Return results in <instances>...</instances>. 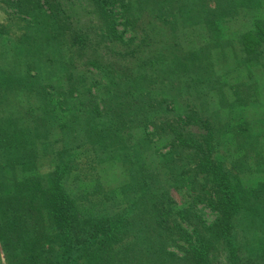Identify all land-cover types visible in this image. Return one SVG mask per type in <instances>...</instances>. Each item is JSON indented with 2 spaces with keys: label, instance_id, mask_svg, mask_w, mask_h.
<instances>
[{
  "label": "trees",
  "instance_id": "1",
  "mask_svg": "<svg viewBox=\"0 0 264 264\" xmlns=\"http://www.w3.org/2000/svg\"><path fill=\"white\" fill-rule=\"evenodd\" d=\"M0 3V264H264V0Z\"/></svg>",
  "mask_w": 264,
  "mask_h": 264
},
{
  "label": "rangeland",
  "instance_id": "2",
  "mask_svg": "<svg viewBox=\"0 0 264 264\" xmlns=\"http://www.w3.org/2000/svg\"><path fill=\"white\" fill-rule=\"evenodd\" d=\"M1 25H5L6 29L8 30V32L4 36L11 37V39H15L17 35H20L25 30V28L22 27L23 22L19 21L18 18H16V16H13L11 13L8 15L7 10L0 3V26ZM197 31L198 30H194V31L187 30V34L189 33L194 34ZM120 170L121 168L110 169L105 173V176H107L108 179L112 181L111 183L112 185L116 184V182L120 180V172H121ZM205 212L207 213L206 215H208L207 208L205 209ZM240 226H241V230L243 233L249 234L250 232V235L253 238V242L251 243L252 245L260 240L262 233L259 232L255 228L254 224H252L251 222H245V223H242ZM166 243L168 244V242ZM135 255L136 257H138L137 259H142V260L144 259L143 256L142 257L140 256V252L136 253ZM143 262H147V260ZM164 263L165 264H185V262H182V260H180V258L176 256L166 258Z\"/></svg>",
  "mask_w": 264,
  "mask_h": 264
}]
</instances>
